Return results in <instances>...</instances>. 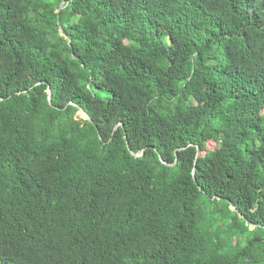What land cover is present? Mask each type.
I'll return each mask as SVG.
<instances>
[{"label": "trees", "instance_id": "1", "mask_svg": "<svg viewBox=\"0 0 264 264\" xmlns=\"http://www.w3.org/2000/svg\"><path fill=\"white\" fill-rule=\"evenodd\" d=\"M197 260L264 264V0H0V264Z\"/></svg>", "mask_w": 264, "mask_h": 264}, {"label": "water", "instance_id": "2", "mask_svg": "<svg viewBox=\"0 0 264 264\" xmlns=\"http://www.w3.org/2000/svg\"><path fill=\"white\" fill-rule=\"evenodd\" d=\"M47 92H48V100H49V103L52 104V101H51V90L48 88ZM80 112L83 114V117L84 118H86L88 120H91V118L85 112V110H83L82 108H80ZM127 145H128V142H127ZM128 149H129L130 153L132 155L136 156V157L142 156L144 154V150H141L140 152L135 153L129 146H128ZM161 161L163 163H165L166 165H175L176 164V161H174L173 163H168L165 160H163L162 158H161Z\"/></svg>", "mask_w": 264, "mask_h": 264}, {"label": "rangeland", "instance_id": "3", "mask_svg": "<svg viewBox=\"0 0 264 264\" xmlns=\"http://www.w3.org/2000/svg\"><path fill=\"white\" fill-rule=\"evenodd\" d=\"M84 22V20H82ZM79 117H83V114L79 111L78 112ZM207 148L208 149H214L215 148V143L210 141L207 143ZM193 264H200V260L194 261Z\"/></svg>", "mask_w": 264, "mask_h": 264}]
</instances>
